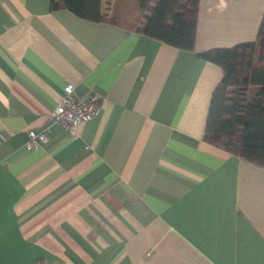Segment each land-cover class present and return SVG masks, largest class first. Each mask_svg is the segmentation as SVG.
I'll return each mask as SVG.
<instances>
[{
	"label": "crops",
	"instance_id": "1",
	"mask_svg": "<svg viewBox=\"0 0 264 264\" xmlns=\"http://www.w3.org/2000/svg\"><path fill=\"white\" fill-rule=\"evenodd\" d=\"M50 1L0 0V264H264V166L203 140L197 55L254 40L264 0H199L192 51ZM68 83L101 102L72 129Z\"/></svg>",
	"mask_w": 264,
	"mask_h": 264
},
{
	"label": "trees",
	"instance_id": "2",
	"mask_svg": "<svg viewBox=\"0 0 264 264\" xmlns=\"http://www.w3.org/2000/svg\"><path fill=\"white\" fill-rule=\"evenodd\" d=\"M199 0H51V9L116 24L180 49L194 50ZM217 64L203 140L264 166V15L256 37L197 54Z\"/></svg>",
	"mask_w": 264,
	"mask_h": 264
},
{
	"label": "built area",
	"instance_id": "3",
	"mask_svg": "<svg viewBox=\"0 0 264 264\" xmlns=\"http://www.w3.org/2000/svg\"><path fill=\"white\" fill-rule=\"evenodd\" d=\"M100 100L95 96L77 95L74 86L68 83L64 87L56 106L50 111L49 118L67 129H72L76 124L85 122L99 113ZM48 127L40 130L29 129L25 147L31 149L47 139Z\"/></svg>",
	"mask_w": 264,
	"mask_h": 264
}]
</instances>
